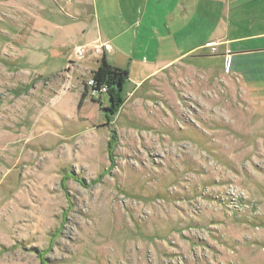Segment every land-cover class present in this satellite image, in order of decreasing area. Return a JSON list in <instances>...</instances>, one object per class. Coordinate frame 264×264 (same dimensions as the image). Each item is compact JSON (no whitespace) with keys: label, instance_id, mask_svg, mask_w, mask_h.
<instances>
[{"label":"rangeland","instance_id":"1","mask_svg":"<svg viewBox=\"0 0 264 264\" xmlns=\"http://www.w3.org/2000/svg\"><path fill=\"white\" fill-rule=\"evenodd\" d=\"M72 15L0 0V264H264V82L138 62L112 113Z\"/></svg>","mask_w":264,"mask_h":264},{"label":"crops","instance_id":"2","mask_svg":"<svg viewBox=\"0 0 264 264\" xmlns=\"http://www.w3.org/2000/svg\"><path fill=\"white\" fill-rule=\"evenodd\" d=\"M64 3L73 11L72 19H83L81 34L88 36L83 44L76 45L88 47L89 54L85 57L86 52L82 57L84 61L76 64L67 57V67L75 72L89 74L105 58L110 65L125 69L129 80L138 62L149 61L162 68L192 55L210 61L221 59L225 74L233 82H264V0H64ZM61 27L58 26L59 30ZM97 40L110 44V50L101 56H94L89 50ZM167 49L170 53L174 51L169 57L163 54ZM197 52L199 55H193ZM184 65L196 64L191 59ZM139 81H135L136 85ZM81 92H76L78 100Z\"/></svg>","mask_w":264,"mask_h":264},{"label":"trees","instance_id":"3","mask_svg":"<svg viewBox=\"0 0 264 264\" xmlns=\"http://www.w3.org/2000/svg\"><path fill=\"white\" fill-rule=\"evenodd\" d=\"M91 76L94 80V84L91 89L98 90L104 84L107 86V93L111 98L110 106L107 110L115 113L124 101L122 88L125 83V79L127 78L126 70L114 67L110 65L105 58H102L101 64L98 68L91 72ZM91 89H88V86L84 84V90L81 93L80 99L86 97L87 92H91Z\"/></svg>","mask_w":264,"mask_h":264},{"label":"built area","instance_id":"4","mask_svg":"<svg viewBox=\"0 0 264 264\" xmlns=\"http://www.w3.org/2000/svg\"><path fill=\"white\" fill-rule=\"evenodd\" d=\"M87 48L86 46H78L76 47V54L78 55L79 58H82L85 53L87 52ZM89 50L91 51V53L94 56H101L104 52L109 51L110 50V44L107 42H103V41H95L91 44ZM212 50H215V47H212ZM94 84V80L92 78V76H90V78L87 80V86L89 89L92 88ZM107 91V86L104 84L102 85L98 90L96 89H91V94L95 93V94H101L103 92Z\"/></svg>","mask_w":264,"mask_h":264}]
</instances>
